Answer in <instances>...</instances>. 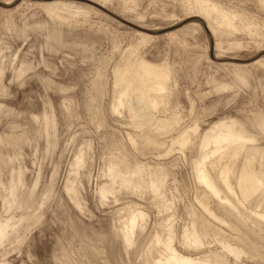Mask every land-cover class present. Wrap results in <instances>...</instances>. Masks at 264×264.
Segmentation results:
<instances>
[{
  "label": "rangeland",
  "instance_id": "obj_1",
  "mask_svg": "<svg viewBox=\"0 0 264 264\" xmlns=\"http://www.w3.org/2000/svg\"><path fill=\"white\" fill-rule=\"evenodd\" d=\"M87 1L102 9L83 0H0V224L9 225L0 240V264H152L165 254L154 234L165 237L166 231L183 256L210 260L224 252L223 264H264L263 256L237 242L236 231L208 213L215 204L209 201L207 211L197 200L202 186L192 169L197 141L219 122H236L245 139L253 138L241 147L237 163L244 147H264L263 2L209 0L234 16L236 25L216 36L205 20L192 16L189 0ZM50 2L79 13L59 10L54 17L42 4ZM105 10L153 31L189 22L150 35ZM141 64L166 70L163 94L171 107L160 105L153 115L175 119L170 130L156 136L160 146L146 152L134 144L141 130L127 108L131 100L114 111L123 89L137 91L116 87V72ZM183 132L191 137L187 147L178 142ZM121 147L129 164L122 162ZM111 164L124 175L138 165L144 178L162 171L164 207L148 188L120 186L109 175ZM73 179L75 194L66 189ZM101 187L111 188L104 198ZM237 193H227L228 198L238 199L246 215L264 213L262 205L252 199L247 204ZM130 214L137 217L126 246L121 234ZM196 215L212 233L203 235L199 249H188L181 238ZM246 215L247 231L254 223ZM220 238L244 252L236 258L228 254Z\"/></svg>",
  "mask_w": 264,
  "mask_h": 264
},
{
  "label": "bare ground",
  "instance_id": "obj_2",
  "mask_svg": "<svg viewBox=\"0 0 264 264\" xmlns=\"http://www.w3.org/2000/svg\"><path fill=\"white\" fill-rule=\"evenodd\" d=\"M208 1L209 0H189L190 9L194 11L192 16H197L205 20L209 29L214 35H216L215 33H219L220 35L228 32L230 33L231 31L236 29L234 16L230 15L228 11L222 9L219 5H216V3L214 4ZM260 1L263 2L261 3V5L264 4V0ZM97 2L101 5H104L100 1ZM42 4L45 5L47 11L52 16L58 14L57 11L59 12V10L60 12L67 11L71 14L79 13L77 10H69L67 8V5L61 2H50ZM187 6L188 5H186V7ZM59 18L61 19L62 17L60 16ZM193 25H195V23H193ZM142 37L143 39L149 38V36L145 34H143ZM126 74L128 75L126 76ZM166 76V70H161L160 68L156 69L146 64L139 65V68H135L133 65H125V67L120 68L116 72V87L119 86V89L120 87H135V89L137 90L134 91L132 89H123L121 91L122 97L114 105V111H117V107L121 105L123 101L126 100L125 102L129 103L131 100V102L127 105V108L131 116L133 117V124L136 128H138V130H141L139 137L137 136L139 138L138 142H134V144L137 145L139 151L144 152L145 150L146 152V150L149 149L148 147H159L160 144L156 141V136L166 133L168 130H170V128H172L171 126L175 123V119H173V117L172 119H170L171 117L168 119H156V116L153 115V110L158 106L162 105L163 108H166L169 104V100H167L166 96H164L163 94V91L165 90L164 77ZM149 93H151V97H148V95H150ZM247 137L248 136L245 135L243 128L236 122H219L213 124L206 132H204V134L195 145L196 157H194L195 159L192 161V169L194 170L193 173L197 181L196 183H199L202 186V192H199L200 190H197V193H201V195L199 194L200 196L198 195L200 198H197V200L199 199L201 205L208 211L209 207H207V204L210 203L209 201H211L210 205L215 204L217 207L215 205L213 206L215 207V210L217 208L218 212L215 211L214 214L213 207L212 212L210 211V208V212L208 213H210L212 217H215V219H217L218 221L227 223V225H229L228 228L231 227L234 230L231 231L233 232V234L236 231L237 235H235V238L236 240L238 238V240L240 241L239 243H242L244 245L243 248L246 249L247 247L248 249L249 247L251 249L250 251H252L254 255L256 254V257L257 255H260V257H264V235L262 234L263 236L261 237L258 236L261 235L260 232L264 233V213H261L259 211H254L252 213L251 210V213L246 215V211L248 212V210H243L244 208L241 207V202L238 199L236 200V202H233L228 198L227 195V193H229L233 194L236 197V192H238L243 202H246L248 204L247 201L252 199L253 204L255 203L259 207L261 205L264 207V147L260 148L259 146L254 145L244 147V157L242 158V160L240 159V163H237L238 156L242 152L241 147L244 146L245 143L253 141V138L245 139ZM189 138H191L189 137V134L187 132H183L179 136L178 142L179 144L186 146L189 144ZM229 146H235V148L224 151ZM189 147L191 146L189 145ZM121 150L124 159V161L122 160V162H127V164H129L128 157L125 154L126 152L124 148L121 147ZM215 155L217 156L212 158ZM81 162L82 161L79 158L76 165L80 166ZM133 168L134 169L132 174L124 175L123 172H121L118 168L111 164L108 167V172L113 180L118 179L119 184L122 187H130L134 190L148 188L151 191L152 195L159 199L158 201L156 200V202L158 204V207L161 208V205L163 203L162 200L164 198V195L162 193V184L165 179V174L162 171L155 169L152 173L148 174V177L144 178L142 175L143 170L140 166L135 165ZM234 175L235 183L234 181H231ZM73 183L74 179L66 186V189L68 192H73L75 194L76 190L73 186ZM232 183L235 184V187ZM199 184H196V187L199 188ZM109 192H111V188L107 187H101L99 190L101 198H104V196ZM72 200L76 205H78L77 199L75 197H73ZM139 214L140 216L142 215V213ZM197 215L196 217H194V219L192 218L194 221L192 220L193 223L191 228H185V231L182 234V246L184 245L186 246V248L188 247V249L190 247L198 248L199 246H201L203 235H207V232L210 234V228L208 224H206L207 221H204L206 219L203 216L202 217L204 218V220L199 217L197 218ZM245 215L254 223L253 229L249 228V230L246 231L245 225H248L249 223L245 224ZM136 217L137 215L134 214L129 215L127 226L124 227L126 231L121 234L122 242L126 246L130 245L132 242V234L135 228L134 226ZM8 226V222L0 224V240L6 235V228ZM211 227H214V225ZM231 228L227 230H230ZM215 229L213 228V232H215ZM255 230H257L258 232H256ZM210 231L212 233V230ZM165 233V237H163V235H158L159 233L156 235L154 234V242L162 246L165 254L163 256H160L158 260L153 261L152 264H223L226 261L227 255L225 256L223 254L224 252H221V254L219 252H216L215 256H213L210 260L206 258H191L190 255L189 257L183 256L182 254H180V252L176 251L177 249L173 247V242L175 240L174 235L168 231H166ZM217 236L216 238L219 239ZM220 236L221 234L219 235V237ZM235 238L233 240L234 242L236 241ZM222 239L218 242H221L220 244L222 245L223 250H225L228 254L233 255L236 258L244 252L242 249H238L237 247H234L232 244H230L231 241H229L230 243H228L222 241ZM260 257H258V259Z\"/></svg>",
  "mask_w": 264,
  "mask_h": 264
},
{
  "label": "water",
  "instance_id": "obj_3",
  "mask_svg": "<svg viewBox=\"0 0 264 264\" xmlns=\"http://www.w3.org/2000/svg\"><path fill=\"white\" fill-rule=\"evenodd\" d=\"M38 1H49V0H38ZM83 1L86 2V3H88V4H91V5L95 6V7H97V8H100L99 6H96L95 4H93V3H91V2H89V1H87V0H83ZM100 9H102V8H100ZM105 11H106V10H105ZM106 12H107L109 15H111L112 17H114L115 19H117L118 21H120V22L126 24L127 26H129V27H131V28H134V29H136V30H138V31L145 32V33L150 34V35H159V34H163V33H165V32H168V31H171V30H175V29L181 27L182 25H184L185 23L189 22V20H184L183 22H181V23H179V24H177V25H175V26H171V27H168V28H166V29H162V30H158V31H153V30H147V29H143V28H140V27H138V26H135V25H133V24H131V23H129V22H126V21L122 20L121 18H119L118 16L114 15V14L111 13V12H108V11H106Z\"/></svg>",
  "mask_w": 264,
  "mask_h": 264
}]
</instances>
